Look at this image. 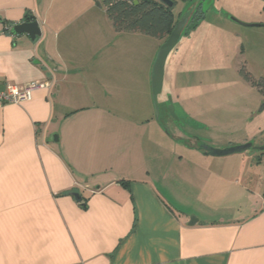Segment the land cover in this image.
I'll use <instances>...</instances> for the list:
<instances>
[{
	"label": "crops",
	"instance_id": "obj_1",
	"mask_svg": "<svg viewBox=\"0 0 264 264\" xmlns=\"http://www.w3.org/2000/svg\"><path fill=\"white\" fill-rule=\"evenodd\" d=\"M58 2L75 14L0 0V90L49 84L0 106V264H264V192L242 206L233 159L175 140L150 95H128L135 62L105 56L133 32L97 25L92 0ZM31 19L41 36L13 33Z\"/></svg>",
	"mask_w": 264,
	"mask_h": 264
},
{
	"label": "rangeland",
	"instance_id": "obj_2",
	"mask_svg": "<svg viewBox=\"0 0 264 264\" xmlns=\"http://www.w3.org/2000/svg\"><path fill=\"white\" fill-rule=\"evenodd\" d=\"M45 1L54 2L51 19L60 12L75 14L72 6L64 7L60 0ZM92 1L96 24L106 29L111 25L114 32L104 0ZM175 1L172 10L176 19L181 12L179 20L185 18L187 24L199 4H203V17L196 26L183 31L167 59L164 89L159 96L160 122L177 141L184 137V142L199 141L219 149L250 143L244 152L225 158L233 159L231 168L237 169L234 180L242 189L239 188L241 205L251 207V202H261L264 192V1ZM231 17L241 23L263 25L245 26ZM163 43V39L134 32L112 43L113 49L126 50L114 60H108L106 54L107 62H135L137 83L129 85L128 95L138 100L150 95L153 101L152 88L139 68L147 67ZM153 107L157 117L154 102Z\"/></svg>",
	"mask_w": 264,
	"mask_h": 264
},
{
	"label": "trees",
	"instance_id": "obj_3",
	"mask_svg": "<svg viewBox=\"0 0 264 264\" xmlns=\"http://www.w3.org/2000/svg\"><path fill=\"white\" fill-rule=\"evenodd\" d=\"M194 0H183L191 3ZM175 4L176 1L174 0ZM106 14L111 20L113 27L119 32H137L163 39L164 42L175 29L178 19L171 6L161 0H104ZM174 4V6H175ZM203 4H199L196 11L189 18L185 26L194 27L203 17ZM188 15H185L186 17ZM28 21H32L28 20ZM183 32V33H184ZM160 120V117H159Z\"/></svg>",
	"mask_w": 264,
	"mask_h": 264
},
{
	"label": "water",
	"instance_id": "obj_4",
	"mask_svg": "<svg viewBox=\"0 0 264 264\" xmlns=\"http://www.w3.org/2000/svg\"><path fill=\"white\" fill-rule=\"evenodd\" d=\"M161 1L171 7H173L175 4L174 0H161ZM231 19L234 22L243 24L245 26H261L262 25V24L241 23L239 20L233 17H231ZM184 29H185V24H184V18H183L182 20L178 22L175 29L172 31V33L169 35L166 41L160 46L156 54L154 63H153L152 78H151L152 98H153L157 117L160 111L159 96L160 94H162L163 89H164L167 59L170 53L176 48L183 34ZM12 31L13 33H16V34L26 33L29 35V38L31 40H35L38 36L42 35V30H41L40 23L38 20L23 21L22 23H17L16 25H14ZM171 108H172V111H174L173 107ZM250 146L251 144L248 143L244 145H237V146H232V147H228L224 149H219V148H214L206 143L199 144L200 149L204 150V153L206 155L218 156V157L243 152ZM73 196L76 198L78 202L81 203L82 206L84 207L87 206L86 203L83 202V196L79 192H73ZM195 220L196 218L192 216L190 224H194Z\"/></svg>",
	"mask_w": 264,
	"mask_h": 264
},
{
	"label": "built area",
	"instance_id": "obj_5",
	"mask_svg": "<svg viewBox=\"0 0 264 264\" xmlns=\"http://www.w3.org/2000/svg\"><path fill=\"white\" fill-rule=\"evenodd\" d=\"M49 86L48 83L31 82L24 85H17L11 82L6 83V87L0 90V106L8 103H21L32 97L33 91L39 87Z\"/></svg>",
	"mask_w": 264,
	"mask_h": 264
},
{
	"label": "flooded vegetation",
	"instance_id": "obj_6",
	"mask_svg": "<svg viewBox=\"0 0 264 264\" xmlns=\"http://www.w3.org/2000/svg\"><path fill=\"white\" fill-rule=\"evenodd\" d=\"M189 20H190V19H189ZM189 20H188V23H189ZM185 22H186V19L184 18V24H185V26H186L188 23L186 24ZM168 105H169V104H166V105H165V106L167 107V109H168ZM172 116H173V115H172Z\"/></svg>",
	"mask_w": 264,
	"mask_h": 264
}]
</instances>
